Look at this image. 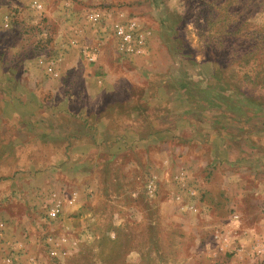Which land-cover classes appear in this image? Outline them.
<instances>
[{"label":"rangeland","instance_id":"rangeland-1","mask_svg":"<svg viewBox=\"0 0 264 264\" xmlns=\"http://www.w3.org/2000/svg\"><path fill=\"white\" fill-rule=\"evenodd\" d=\"M29 1L0 0V264H264V0Z\"/></svg>","mask_w":264,"mask_h":264},{"label":"built area","instance_id":"built-area-1","mask_svg":"<svg viewBox=\"0 0 264 264\" xmlns=\"http://www.w3.org/2000/svg\"><path fill=\"white\" fill-rule=\"evenodd\" d=\"M30 8L37 12L38 14L45 13V7L42 3V0H30ZM108 18V16L96 10H90L86 14V19L88 23H90L93 27L100 25L104 22V19ZM110 34L115 40L116 50L122 56L131 58V57H142L146 55L149 49V33L143 26L134 19L127 20H115L110 26ZM97 49H93V47H87L85 49L86 58L90 63H94L97 59ZM58 60H52L51 62H46L44 59L39 60V65L43 66L46 73L52 77H58L59 71L57 64ZM73 203V200L70 201ZM60 203L57 204V208H52L50 211V217H57L60 212L58 208ZM24 251L23 244L19 243L15 246V251L13 254L8 255L5 258L6 264H17L19 261V254ZM51 256L53 257H61L65 253L62 251L53 248L50 251Z\"/></svg>","mask_w":264,"mask_h":264},{"label":"crops","instance_id":"crops-1","mask_svg":"<svg viewBox=\"0 0 264 264\" xmlns=\"http://www.w3.org/2000/svg\"><path fill=\"white\" fill-rule=\"evenodd\" d=\"M7 18V17H6ZM8 24V23H7ZM79 30H76L75 31V33H80V31L78 32ZM65 42H67V40H60V43L61 44H63L64 45V43ZM59 74L61 75L62 74V69H61V66H60V72H59ZM84 134H87V133H84ZM81 136V135H80ZM260 193H262V192H260ZM13 235V234H12ZM12 235H10V236H12ZM19 238L17 239V237L15 236V238H13V237H11V239L12 240H19L21 237L20 236H18ZM23 247H24V250L26 251V248H27V246L25 247L24 245H23ZM31 254V253H30ZM28 257H30V255H28Z\"/></svg>","mask_w":264,"mask_h":264}]
</instances>
